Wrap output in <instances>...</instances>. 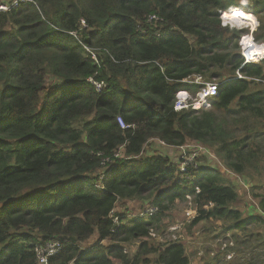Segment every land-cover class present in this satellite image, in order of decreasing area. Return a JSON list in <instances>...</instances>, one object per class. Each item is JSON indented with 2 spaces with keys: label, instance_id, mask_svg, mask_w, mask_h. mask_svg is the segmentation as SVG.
<instances>
[{
  "label": "trees",
  "instance_id": "16d2710c",
  "mask_svg": "<svg viewBox=\"0 0 264 264\" xmlns=\"http://www.w3.org/2000/svg\"><path fill=\"white\" fill-rule=\"evenodd\" d=\"M33 1L0 11V264H37L34 247L51 240L62 247L48 264H189L181 242L146 240L169 204L187 196L196 211L190 228L218 220L223 231L241 230L263 221L231 207L238 192L224 171L244 174L259 147L249 148L247 135L235 138L221 114L239 121L250 114L264 126L257 87L264 60L239 69L244 30L222 26L219 13L243 2L257 18L264 0ZM152 14L159 20L148 22ZM259 29L254 38L264 41ZM81 43L99 51V65ZM237 69L243 78H234ZM192 74L217 82L218 93L209 109L175 111L178 89L200 88L182 82ZM89 77L105 86L96 91ZM151 140L193 141L224 164L196 158L181 171L167 156H143ZM133 199L158 211L148 218L114 211L113 223L116 204ZM258 208L264 215V197ZM94 233L96 242L82 249ZM136 239L129 259L122 243Z\"/></svg>",
  "mask_w": 264,
  "mask_h": 264
},
{
  "label": "rangeland",
  "instance_id": "374dc122",
  "mask_svg": "<svg viewBox=\"0 0 264 264\" xmlns=\"http://www.w3.org/2000/svg\"><path fill=\"white\" fill-rule=\"evenodd\" d=\"M7 1L9 0H0V3ZM241 5L246 7L243 2H239L238 6L241 7ZM238 11L243 13L240 9ZM230 15H228V18ZM235 16L238 15L232 14V17ZM257 21L258 25L262 28L258 31L263 33L264 10L258 13ZM231 29H237V27H232ZM52 83L53 78H47L46 85ZM262 85L264 86V84ZM262 85H258L257 87L264 89ZM238 99L236 98L235 102ZM221 116H223L221 119L229 127L235 138L247 135L248 147L251 149H254L256 146L259 147L254 150L255 156H250V161L246 163V166H248L245 170L247 173L246 176L238 174V177L232 172L227 173L224 171L228 183L233 185L238 192V198L231 204V207L239 210L243 218L259 215L263 221H252L241 230L232 228L231 230L223 231L222 222L218 220H204L190 228V221L196 215L192 197H190L189 200L187 198L186 200H175L169 204L168 209L162 213L159 226L153 227L154 236L147 237L146 240L154 244H166L171 242V237L175 235L177 237L175 241L181 242L184 245L186 254L189 256V264H260V262H264V247L260 246L261 241L264 240V215L258 211L257 204L264 197V159L257 157L264 156V134L260 133L264 131V126L262 122H255L254 117L250 114H243L240 121L235 118L234 114H230L228 117H224V114H221ZM255 133H260L263 138H257L253 141V135ZM196 144L198 143L187 141L183 145V148H181L180 146H166L157 140H151L145 145L142 154L143 156H149L153 153L161 154L169 157L179 165L181 157L186 155V151H189V153L197 151L196 158L201 159L200 164H213L214 166L215 164H224L222 160L214 156L211 152L212 149L199 151ZM253 194L259 196L255 197ZM148 204H150V200L146 199L118 202L114 211L129 215L137 214L139 211L150 206ZM188 211H194V215H188ZM175 224L179 225L180 229L174 231L169 230L170 226ZM97 238L98 235L94 233L88 240L81 242L80 247L84 249L92 246ZM141 241V239H136L122 243L123 252L129 259L136 254ZM103 243L108 245L112 241L105 239ZM153 255L151 254L150 256Z\"/></svg>",
  "mask_w": 264,
  "mask_h": 264
},
{
  "label": "built area",
  "instance_id": "2783aa9c",
  "mask_svg": "<svg viewBox=\"0 0 264 264\" xmlns=\"http://www.w3.org/2000/svg\"><path fill=\"white\" fill-rule=\"evenodd\" d=\"M33 2V0H9L7 2L0 3V11L7 12L12 9H15L20 4ZM239 9L244 14L249 17H252L253 19L249 18L247 21L240 22V24L232 23L229 20L228 15L230 13L235 14L234 12ZM219 18L222 26H227L230 28L237 27L240 30H244V32L240 35L238 39L239 54L242 59V63L239 69L245 65L257 63L264 60V41H257L253 35L254 31L258 27V21L254 14L250 13L245 8L239 6H232L220 11ZM157 20H159V18L156 14H152L147 17L148 22ZM68 33L79 40V32L70 31ZM81 45L83 50L90 56L92 61L95 64L99 65V51L97 49L88 47L83 43H81ZM239 69H237L236 76L234 78L244 77L240 74ZM87 82L92 84L96 91L101 90L105 86V82L103 80H96L92 77L87 78ZM182 82L187 83L186 85L197 84L200 85V88L194 94H191V92L187 88H185V86L183 88L178 89L174 95L173 109L175 111L183 109H209L211 107L212 98L218 93L219 84L217 82L206 81L200 74H192L190 76H187L182 80ZM117 121L120 126L124 127V124L120 117L117 118ZM159 143L164 144L163 141H159ZM180 147L183 148V145ZM196 147L199 151L206 149L198 144H196ZM197 154V151H193L192 153L186 151V155L181 157L179 169L183 171L187 163H192L196 159ZM187 199L189 200L190 196H187ZM157 211V206L150 205L142 211H139L137 214L126 215L128 216V218H148L153 216ZM189 214H192L193 216L194 211H188V215ZM109 216L111 217L113 223L118 224L119 220L117 216H114V210L110 212ZM178 229H180V226L175 224L170 226L169 230L174 231ZM149 235L151 237L154 236L153 228L149 229ZM176 239L177 237L175 235L171 237V241H175ZM61 247L62 245L58 240H51L43 245L35 246L34 252L36 255L37 264H48V259L56 255L60 251Z\"/></svg>",
  "mask_w": 264,
  "mask_h": 264
},
{
  "label": "bare ground",
  "instance_id": "6f19581e",
  "mask_svg": "<svg viewBox=\"0 0 264 264\" xmlns=\"http://www.w3.org/2000/svg\"><path fill=\"white\" fill-rule=\"evenodd\" d=\"M234 13H235V14H233V15H238V16H235V19H234V20H236V21L233 22V23H235V24H240V22L247 21L249 18H250V19H253L252 17H249V16H247V15H245V14H243V13H240L238 10H236ZM237 13H238V14H237ZM230 14H231V15H230L229 19H230V21H231L232 13H230Z\"/></svg>",
  "mask_w": 264,
  "mask_h": 264
},
{
  "label": "crops",
  "instance_id": "0c3cea01",
  "mask_svg": "<svg viewBox=\"0 0 264 264\" xmlns=\"http://www.w3.org/2000/svg\"><path fill=\"white\" fill-rule=\"evenodd\" d=\"M263 148V147H262ZM257 158H263V155H261L260 157H257ZM264 159V158H263ZM227 173H231V172H228V171H226ZM246 173V172H245ZM244 176H246L247 175V173L246 174H243ZM238 176V175H237ZM239 177V176H238ZM256 204V203H255ZM258 205V204H257ZM258 211H259V209H258Z\"/></svg>",
  "mask_w": 264,
  "mask_h": 264
},
{
  "label": "clouds",
  "instance_id": "9594fccd",
  "mask_svg": "<svg viewBox=\"0 0 264 264\" xmlns=\"http://www.w3.org/2000/svg\"><path fill=\"white\" fill-rule=\"evenodd\" d=\"M238 29V28H237Z\"/></svg>",
  "mask_w": 264,
  "mask_h": 264
}]
</instances>
